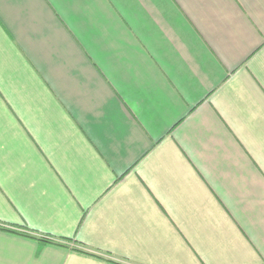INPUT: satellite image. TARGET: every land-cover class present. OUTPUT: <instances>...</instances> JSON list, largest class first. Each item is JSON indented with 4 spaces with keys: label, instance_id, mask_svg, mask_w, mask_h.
I'll use <instances>...</instances> for the list:
<instances>
[{
    "label": "crops",
    "instance_id": "crops-1",
    "mask_svg": "<svg viewBox=\"0 0 264 264\" xmlns=\"http://www.w3.org/2000/svg\"><path fill=\"white\" fill-rule=\"evenodd\" d=\"M0 264H264V0H0Z\"/></svg>",
    "mask_w": 264,
    "mask_h": 264
}]
</instances>
